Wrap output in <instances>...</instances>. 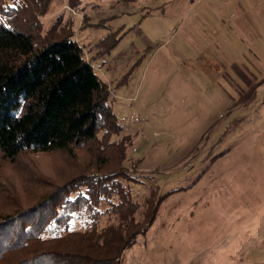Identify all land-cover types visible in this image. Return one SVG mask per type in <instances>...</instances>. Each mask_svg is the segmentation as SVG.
I'll return each mask as SVG.
<instances>
[{"label":"rangeland","instance_id":"374dc122","mask_svg":"<svg viewBox=\"0 0 264 264\" xmlns=\"http://www.w3.org/2000/svg\"><path fill=\"white\" fill-rule=\"evenodd\" d=\"M261 3L55 0L42 19L41 34L72 35L106 83L124 128L109 141L141 181L135 200L162 199L123 264H264ZM101 40L117 46L103 53ZM65 160L28 155L16 168L0 158V192L16 186L0 212L66 173Z\"/></svg>","mask_w":264,"mask_h":264},{"label":"trees","instance_id":"16d2710c","mask_svg":"<svg viewBox=\"0 0 264 264\" xmlns=\"http://www.w3.org/2000/svg\"><path fill=\"white\" fill-rule=\"evenodd\" d=\"M54 1L0 0V158L16 168L28 155L68 160L55 181H36L32 200L7 198L0 264H123L162 199L143 208L135 200L132 185L141 181L122 167V146L109 141L124 128L84 49L72 35L41 34ZM102 41L103 53L117 46ZM5 187L0 197L16 188Z\"/></svg>","mask_w":264,"mask_h":264},{"label":"crops","instance_id":"0c3cea01","mask_svg":"<svg viewBox=\"0 0 264 264\" xmlns=\"http://www.w3.org/2000/svg\"><path fill=\"white\" fill-rule=\"evenodd\" d=\"M251 2V0H238V3L241 5V6H245L247 3ZM253 7V10H257L255 13L257 14L258 12L263 16L264 18V5L261 3V4H255ZM264 22V19H262ZM256 22H259L258 18L256 20Z\"/></svg>","mask_w":264,"mask_h":264}]
</instances>
